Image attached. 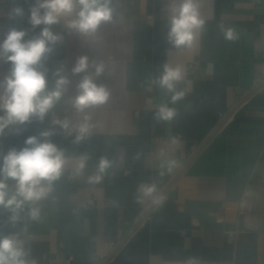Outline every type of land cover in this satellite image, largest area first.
I'll return each mask as SVG.
<instances>
[{
  "label": "crops",
  "instance_id": "obj_1",
  "mask_svg": "<svg viewBox=\"0 0 264 264\" xmlns=\"http://www.w3.org/2000/svg\"><path fill=\"white\" fill-rule=\"evenodd\" d=\"M197 2L205 25L191 48L166 41L170 0H113V20L91 36L64 20L52 26L63 39L45 61L49 86L61 66L72 83L43 122L0 135V152L22 148L27 137L53 128L54 118L79 121L70 103L81 78L71 74L78 57L105 65L97 82L110 96L88 110L90 134L81 142L55 127L51 139L68 163L39 202L40 219H30L26 206L12 224L0 209V233H21L36 264H104L116 251L108 264H185L189 257L198 264H264V0ZM33 3L8 0L1 7L0 39L11 27L29 37L40 31L28 22ZM18 6L24 15L10 17ZM225 29L236 39H225ZM165 63L185 72L178 89L186 95L175 104L152 84ZM9 67L0 61V79ZM163 103L177 115L158 123L154 113ZM81 155L89 159L77 176ZM101 157L111 167L89 183ZM169 160L175 165L161 176ZM153 182L163 203L138 202V186ZM247 192L250 211L241 215Z\"/></svg>",
  "mask_w": 264,
  "mask_h": 264
},
{
  "label": "clouds",
  "instance_id": "obj_2",
  "mask_svg": "<svg viewBox=\"0 0 264 264\" xmlns=\"http://www.w3.org/2000/svg\"><path fill=\"white\" fill-rule=\"evenodd\" d=\"M113 0H34L29 10L28 22L32 29L40 31L29 37L26 29L11 27L0 39V61L10 65L8 73L0 79V135L6 130L19 134L23 126L34 121L43 122L61 101L72 81L61 66L53 73L54 83L49 86V69L45 66L47 57L63 37L52 30V26L65 21L66 28L80 35H95L102 24L114 17ZM166 41L173 48H191L197 34L203 29L205 20L201 17L197 0H170ZM22 7L12 10L10 17L23 16ZM227 40L236 39L232 29H225ZM102 62H90L87 56L77 58L71 68L73 76H80L76 83V94L71 98V106L81 114L78 122L54 118L51 129L40 132L39 136H29L24 146L0 152V209L9 213L8 221L16 224L21 212L27 206L28 216L40 219L39 202L53 191L54 183L63 175L68 163L65 150L55 144L51 137L58 126L67 135L75 133L74 142L84 140L91 129L89 109L105 104L110 96L107 87L97 79L104 74ZM185 78L184 69L179 65L165 63L160 75L152 84L166 95L169 103L175 104L184 98L185 90L178 84ZM169 103L161 104L154 113V119L170 122L177 115ZM173 144L178 140L173 137ZM89 157L81 155L76 159L74 175H81ZM175 161L161 164L160 175L165 169L171 171ZM111 167V161L101 157L96 173L88 177V182L99 183ZM138 202L151 200L163 203V196L155 182L138 186ZM29 242L19 232L0 233V264H36L29 259ZM185 264H198L195 257H189Z\"/></svg>",
  "mask_w": 264,
  "mask_h": 264
},
{
  "label": "built area",
  "instance_id": "obj_3",
  "mask_svg": "<svg viewBox=\"0 0 264 264\" xmlns=\"http://www.w3.org/2000/svg\"><path fill=\"white\" fill-rule=\"evenodd\" d=\"M7 2H8V0H0V15H1V13H2V11H1V7L4 6ZM248 195H249L248 192L245 193L243 199H242L241 202H240L239 213H240L241 215H242V214H243V215H244V214H247V213H249V211H250V205H249V203H248V201H247V199H246V196H248ZM194 224H195V223H194Z\"/></svg>",
  "mask_w": 264,
  "mask_h": 264
},
{
  "label": "water",
  "instance_id": "obj_4",
  "mask_svg": "<svg viewBox=\"0 0 264 264\" xmlns=\"http://www.w3.org/2000/svg\"><path fill=\"white\" fill-rule=\"evenodd\" d=\"M216 132H217V130L215 131V133H216ZM215 133H214V134H215ZM214 134H213V135H214ZM195 157H196V155H195ZM195 157H194V158H195ZM194 158L189 162L188 165H190V164L192 163V161L194 160ZM182 174H183V172H181V173L178 175L177 178H179ZM177 178H176V179H177ZM176 179H175V180H176ZM152 208H153V207H152ZM116 252H117V251H116ZM116 252H114V253H113V254H112V255H111V256L105 261L104 264H108V262L112 259V257L115 255Z\"/></svg>",
  "mask_w": 264,
  "mask_h": 264
}]
</instances>
